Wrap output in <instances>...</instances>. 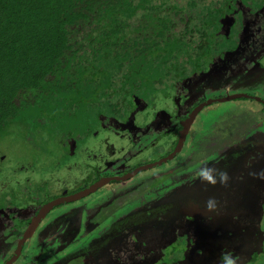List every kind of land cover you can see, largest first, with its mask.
<instances>
[{
    "label": "flooded vegetation",
    "instance_id": "af4514ba",
    "mask_svg": "<svg viewBox=\"0 0 264 264\" xmlns=\"http://www.w3.org/2000/svg\"><path fill=\"white\" fill-rule=\"evenodd\" d=\"M219 31L228 46L218 47L206 71H193L194 77L175 85L174 112L165 113L172 123L165 131L168 146L159 159L137 160L152 140L149 131H158L160 124L149 130V123L134 131L123 128L137 153L126 147L104 171L102 165L89 166L92 172L70 192L42 190L22 206L0 208V264H65L74 258L73 264H264V0L241 2ZM211 77L213 85L204 86ZM244 87V93L235 91ZM245 100L256 108L246 107ZM228 101L249 108L253 121L225 138L228 142L217 148L221 153L202 161L188 148L192 129L205 108ZM129 113L117 124L120 130L133 118ZM222 115L215 114L212 123L217 133ZM214 133L200 135V148L215 140ZM161 159L167 160L140 170ZM143 171L153 181L167 182L157 195L148 189L135 198L136 185L130 182ZM89 189L86 196L67 200ZM116 207L118 214L108 212Z\"/></svg>",
    "mask_w": 264,
    "mask_h": 264
},
{
    "label": "trees",
    "instance_id": "16d2710c",
    "mask_svg": "<svg viewBox=\"0 0 264 264\" xmlns=\"http://www.w3.org/2000/svg\"><path fill=\"white\" fill-rule=\"evenodd\" d=\"M228 1L0 0V127L121 123L120 92L173 80L198 55L208 64L242 2Z\"/></svg>",
    "mask_w": 264,
    "mask_h": 264
},
{
    "label": "rangeland",
    "instance_id": "374dc122",
    "mask_svg": "<svg viewBox=\"0 0 264 264\" xmlns=\"http://www.w3.org/2000/svg\"><path fill=\"white\" fill-rule=\"evenodd\" d=\"M252 1L254 0H242V3L249 4ZM229 3L230 0L226 4ZM236 7V4L231 6L233 10ZM207 21L208 19L204 23L206 24ZM205 26L201 25L200 28ZM222 37L219 36L212 39L213 44L216 40L217 44L215 43V45L220 47V49L228 46L226 37ZM208 47L209 44L206 46L204 54L208 52ZM198 57L189 59L186 64L184 62L183 64L179 63L180 65L178 64L173 68L171 72L173 76H176L173 80H171L172 78L169 80L164 79L159 84L145 83L144 81V83L138 84L137 87L134 86L135 89L127 88L125 91L123 90V93L120 92L121 103L129 104L131 109L136 107L129 111V114L132 113L133 118L124 123L121 126V130L117 127L116 121L111 125L109 121L103 118L99 121L88 118L86 123L76 122L74 125L73 123L70 125L69 122H65L58 129H54L55 125L49 124H42L37 128L33 126H29V128L27 126L26 128L20 123L5 124L0 127V208L3 209L10 204L22 206L29 202V196H38L42 190H48L50 193L70 192L79 185L80 179L86 173L90 174L92 172L91 166L95 169L96 166L101 167L102 165L104 166V171L107 168L105 163L109 162L112 156L122 155L126 147H132L130 138H128L129 132L123 131V128L134 131L141 127L143 128L145 123H149L146 125L148 126L146 130H149V127H155V125L160 124L158 131H153L154 128L149 131V135L153 136L152 140L146 139L147 145L151 141L158 139L154 144L148 147L146 145V148L142 147L137 160L142 163H149V161L159 159L168 146L169 135L165 131L172 123L170 120L167 122L165 113L174 112L175 106L171 94L174 93L176 81L179 82L189 75L191 78L194 77L196 74L191 75L193 71H206L207 63L205 62L208 60L202 61L200 55ZM208 57L212 58L210 55ZM212 78L206 79L203 85L206 87L212 86ZM233 89L235 90V88ZM243 90L247 89L244 87L235 91L244 93L245 91ZM262 92L264 96V91ZM212 94L210 95L212 96ZM248 100L243 101L248 103L246 107L256 108V103ZM249 108L245 110L237 102L232 101L205 108L201 114L202 116L198 119V125L192 129L193 134L188 141V148L195 150V154L200 155V158L204 157L205 159L202 161H208L213 156L208 157L209 154L216 151L219 152L217 148L228 142L225 138L232 136L231 133L233 132L245 131L247 124L253 121L252 112H250ZM120 109L121 106L116 108V110ZM224 113L228 115H222ZM242 113L244 117H242ZM215 114L222 115L218 133L212 124L214 117L218 118ZM233 117L239 118L235 120ZM212 131H216L214 133L215 140H212L208 147L200 148L201 145L197 144L198 139L201 137L200 135L202 133L212 134ZM71 142L73 146H71ZM190 142L191 144L189 145ZM188 148L185 153H187ZM134 150H136V145L129 150V154L137 153ZM129 154L125 153V156H129ZM149 170L151 172V169ZM144 171L139 177L134 178L133 182H130V184L136 185L133 190L135 198L139 195H145L148 189L152 190V192H149L157 195L159 189H161V184L167 182V179L161 181L162 177H156L154 178L156 180L153 181V179L148 178L150 172L144 173ZM158 183L160 184L159 186ZM143 189H146V191L144 192ZM103 193L111 194L107 190ZM197 198H194V200ZM196 201L200 200L197 199ZM115 209V213L118 214L119 207L110 208L108 212ZM98 221L100 222L101 220ZM9 223L11 222L9 221ZM9 223L8 225H10ZM32 249L35 253L36 249L34 247ZM169 249L166 248L167 251ZM74 259H70L71 262L65 264H73Z\"/></svg>",
    "mask_w": 264,
    "mask_h": 264
},
{
    "label": "water",
    "instance_id": "95a60500",
    "mask_svg": "<svg viewBox=\"0 0 264 264\" xmlns=\"http://www.w3.org/2000/svg\"><path fill=\"white\" fill-rule=\"evenodd\" d=\"M186 130H187V127H185V129H184V131H183V133H182V137H181V140L179 141V143L177 144V149L176 150H178L179 149V147H180V145L182 144V140L184 139V136H185V133H186ZM167 159H161V160H159V161H157V162H154V163H152V164H150V165H147L146 167H142L140 170H143L144 168H149V167H154V166H159L162 162H165ZM140 170H138V171H140ZM138 171H136L135 173H137ZM134 173V174H135ZM86 191V192H85ZM83 193H79V192H77V193H75V194H73V195H71V196H69V197H67V200H72V199H75L76 197H78V196H81V195H83V196H86L88 193H89V191H90V189L89 190H85ZM56 203H58V202H55V203H51V205L50 206H54Z\"/></svg>",
    "mask_w": 264,
    "mask_h": 264
}]
</instances>
